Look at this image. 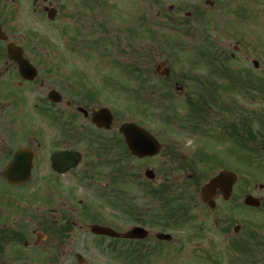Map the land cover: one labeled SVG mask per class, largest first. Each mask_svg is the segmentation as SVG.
I'll return each instance as SVG.
<instances>
[{"label": "rangeland", "instance_id": "obj_1", "mask_svg": "<svg viewBox=\"0 0 264 264\" xmlns=\"http://www.w3.org/2000/svg\"><path fill=\"white\" fill-rule=\"evenodd\" d=\"M107 2L108 8L106 5H101L99 9L91 10V0H80L76 9L78 15L76 24L70 22L59 28H56L58 25L46 27V35L54 39L52 45L55 47L48 51L63 54V58L67 53L73 54L71 56L73 61L70 60V65L63 66V68L76 71L72 78L76 79L74 82L79 89L80 106L87 110L100 107L111 110L115 123L110 132L103 134L104 138L108 139L112 136L116 132V126L124 121L135 122L154 134L163 145L164 151L155 159L131 161L130 164L135 173H139L140 176L146 168L152 169L156 173V183H161V172H157L159 169H174V165L167 160V155L171 150H179V154L184 157L187 154L194 157L200 150L209 149L213 145L214 151H209L208 154H212L215 160L220 158L221 152L227 148L228 144L223 142L217 145L216 142L201 137V133L200 135L190 134L192 128H189L190 131L180 128V125L176 124L179 121L165 124L162 119L164 115L173 116L174 114L177 118L186 116L188 111L185 99L188 96L195 99L201 95L202 88H197L201 83L203 86L212 84L217 86L218 91H215V96L220 102L235 108L237 114L234 115L235 120L234 118L233 120L236 124L240 118H244L241 113L245 116L247 112L264 113V84L260 87L259 93L253 94L254 104H249L247 99L223 91L226 80L215 78L216 76L209 73L214 60L212 58L202 59L199 56L201 52H207V50H211L214 56L223 50L228 55L232 52V47L239 43L243 47V52L241 51L240 54L247 53L248 58L245 60L238 55L236 60L229 62L228 68L252 73L261 78L264 71V57L257 56L258 51L254 48H259L255 46L256 42L264 41V27L260 25L247 27L252 20H257L258 13L241 14L239 24L236 25L237 16L229 13L227 9L211 12L207 21L208 25L206 24L208 28L205 34L200 35L202 29L200 23L194 24L190 29L174 30V27L166 26L162 17L154 22L156 14L161 10L166 11L171 6L173 11L178 13L176 16L186 13L187 0H107ZM138 3H141L139 4L141 10L138 9ZM204 36L208 39L204 40ZM66 38L70 42L66 43L64 40ZM213 43L215 50L211 46ZM93 44L92 50L91 45ZM103 53L107 56L104 57ZM252 60L259 62L257 72H254ZM207 61L210 67L206 65ZM162 62H165L170 70V79L181 81L182 92L176 90L174 86H167L160 78L153 76L151 81L154 86L160 88L159 96L163 97V107L169 106L170 109L165 111L164 115L162 107L154 108L156 106L147 105L146 109H137L138 104L130 97H136L132 96L136 94L143 99L149 94L145 85L142 87L144 70L147 69L153 74L155 67ZM135 68L139 70L141 76L138 82L134 81L131 75V70ZM171 96L173 97L171 102H167L166 99ZM215 119L226 123L232 121L231 115L226 113L213 116L212 121ZM88 125V121L85 122L80 116V128H90L91 132L95 133ZM206 126L203 127L204 130ZM257 128L256 125L253 127L255 130ZM78 151L83 155V161L82 166L76 172L83 175L87 169L85 166L92 164L91 178L83 179L76 176L59 179L57 180L60 185L58 190L52 185V188H48L47 184H38L40 175L38 172L35 175L36 179L33 178L31 187L24 192L28 198L31 197L30 205L24 202L16 204V210L27 208L30 217L41 219L45 216L50 220L52 215L59 217L64 214L75 224L76 227L66 233L61 243L54 240L51 242L61 245L60 253L64 256L61 257L60 264H76L74 254L81 255L86 264H206L203 261L216 262L218 260L216 241L218 227L214 221L227 217L233 218V228L237 225L241 227L242 231L238 234L240 237L245 236L247 229L257 235L263 234L264 187L259 189V185L264 186V169L259 164L251 163L243 152L232 155L224 151L221 158L225 166L236 171L239 178L234 199L230 202L219 200L216 203V209L212 212L198 207L192 213L190 222H186L177 230L164 231L172 236L171 242L157 241L155 234L158 230L146 226L145 228L150 233L149 238L134 244L113 243L110 239L94 236L89 233L88 229L92 224L110 227L119 233L139 225L129 214V204L126 211L120 208L115 209L107 204L103 197V194L111 188L109 185V174L112 169L110 162L115 158L114 153L94 147L92 139L91 143L81 141ZM125 163L126 160H123V164ZM212 163L213 165L205 164L197 168V174L200 176L197 178H200L202 182L220 170V167L215 165L216 162L212 161ZM188 174L190 172L173 173L168 179L178 180ZM41 175L44 178L42 180H45L50 172H42ZM162 176L166 177L168 173ZM244 181L250 184L249 188L244 187ZM126 189L128 194L125 193V196L132 195L130 189L128 187ZM16 193L18 194L17 191ZM246 193H252L255 198L261 199L258 209L244 207L243 198ZM115 202L111 200V203ZM142 205L144 206L141 211L147 207L148 202L139 203L136 209H140ZM19 222L23 223L24 220L17 215L15 223L18 225ZM58 223L63 224L61 220ZM24 225L29 231V243H32L39 232L38 226L30 221L25 222ZM232 227L229 236L235 237ZM113 249L117 250L118 254L123 253L115 259L111 253ZM46 251L54 259L59 256L55 250ZM205 256H209L210 260H204Z\"/></svg>", "mask_w": 264, "mask_h": 264}, {"label": "flooded vegetation", "instance_id": "obj_2", "mask_svg": "<svg viewBox=\"0 0 264 264\" xmlns=\"http://www.w3.org/2000/svg\"><path fill=\"white\" fill-rule=\"evenodd\" d=\"M79 3L80 0H0V264H60L61 257L64 256L60 253L61 245L51 242L54 240L61 243L62 233L69 230V227L75 228V224L64 214L59 217L52 215L50 220L45 216L41 219L30 217L27 208L16 210V204L17 202H24L27 205L31 203V197L28 198L24 192L31 187L33 178L38 172L40 174L38 184L44 183L48 185V188L53 186L58 190L60 185L57 180L59 179L76 176L83 179L91 178V164L85 166L87 169L83 175L76 172L82 166V154L78 167L63 175L55 173L51 164L54 154L79 152L81 141L91 143L90 128H80V116L85 122L90 121L89 117H84L79 111L81 107L86 108L80 106L79 89L74 82L76 79L72 78L76 71L63 68L70 65V60L73 61L71 57L73 54L67 53L63 58V54L48 51L55 47L52 45L54 39L46 35L47 26L58 25L56 28H59L70 22L76 24L78 16L76 9ZM139 4L141 3H138V9L141 10ZM101 5L109 7L107 0H91V10L99 9ZM185 7L187 10L184 16L189 18L188 24L193 27L194 24L200 23L202 28L200 35L205 34L208 28L209 13L224 9L237 16L236 25L239 24L241 14L257 12V20H252L247 27L257 25L264 27V0H187ZM161 17L167 27L176 24L177 20L180 21L172 6L156 14L154 22ZM203 38L208 39L207 36ZM64 40L66 43L70 42L67 38ZM260 42L255 43V46L259 48L254 50L258 51L257 56L264 57V41L260 40ZM8 45L15 46L12 54L7 53ZM93 46L94 44L91 45V49ZM241 51L243 52V47L237 43L232 47L231 53L227 55L223 50L217 54V57L223 58L222 65L229 69V62L236 60L238 55L247 60L248 54L241 55ZM103 56L106 57L107 54L103 53ZM251 64L254 72H257L259 62L252 60ZM234 73L244 74L241 71H234ZM248 77V89L251 94V103H253V94L260 92L259 89L264 84V71L261 78L252 73H248ZM171 82L177 89L181 81L171 80ZM206 113V110L201 113L193 110L191 112L193 122L199 120L201 124H206V130L208 133L211 132L210 134L219 136L226 134L228 153L232 155L238 153L239 146L232 142L238 136L235 117L224 126L218 119L212 121L216 112L211 111L210 119L206 117ZM233 113L237 114L236 110ZM191 115L189 114L190 117ZM262 115L263 112L249 113L246 150L254 157L251 158L252 162L264 168V133L257 132L263 127ZM255 125L258 127L257 130L253 129ZM88 126L91 127L90 124ZM21 150L28 151L30 155L31 178L28 181L13 184L9 181L7 173L16 153ZM209 151L213 152L214 148L211 146L209 149L200 150L194 157L187 154L182 160L191 170L205 164L210 165L213 164V155L208 154ZM255 157L258 159L255 160ZM27 160L28 155L19 157L17 172L25 171ZM213 162H216V166L224 165L221 157ZM42 172H50V175L42 180L44 179ZM195 177L196 174H191L188 179L194 180ZM17 179L22 180L21 177ZM49 179H51L50 182ZM237 185L238 179L233 191ZM244 186L248 187V184L244 183ZM58 194L60 195L59 192ZM17 215L24 220L18 225L15 223ZM58 219L63 224L60 225ZM29 221L35 222L39 229L32 243H29V231L24 225ZM214 224L218 227L216 229L218 260L203 261L204 263L264 264V230L262 235H257L247 229L245 236L240 237L238 234L242 231L241 227L238 225L232 227L233 218L215 220ZM55 226L57 228L54 235ZM231 227L235 237L229 236ZM48 249L55 250L59 256L54 259L46 251Z\"/></svg>", "mask_w": 264, "mask_h": 264}, {"label": "trees", "instance_id": "obj_3", "mask_svg": "<svg viewBox=\"0 0 264 264\" xmlns=\"http://www.w3.org/2000/svg\"><path fill=\"white\" fill-rule=\"evenodd\" d=\"M202 55V52L200 53ZM135 79H140L141 76L139 73L134 75ZM153 77L152 73L145 69L142 74V87L145 85L146 91L149 92L148 96L141 99L139 101L138 109H146L147 105L151 107L156 106L154 108H164L163 107V99L159 96L160 88L158 86L153 85V81L151 78ZM247 84H244L236 79H232L230 81L229 89L227 91L236 90L242 95H248L246 91ZM168 95L170 93L168 92ZM167 101V100H166ZM197 102H206L204 99H197ZM145 106V107H144ZM169 107H165L163 111H167ZM202 110V108H200ZM144 111V110H143ZM165 123H168V116H163L162 119ZM246 132L243 128L241 129V138L243 137L242 133ZM117 140V139H116ZM123 146V154L125 158H129L128 153L125 150V147L120 139L117 140ZM111 146L108 144L100 143L99 150H107L110 149ZM127 164V167H124L120 163L114 167L113 172L110 176V183L112 186H117L118 184L123 183H132L137 179V175L132 174V168ZM168 173V172H167ZM166 172H163L165 175ZM170 174L164 178V180L154 186L152 183L142 182L138 185L136 182L134 183V187L137 192L143 194L144 201L148 202L147 207L141 211L143 208L142 205L140 209H136L137 200L132 199L129 204V212L132 217H134V221L143 225H147L152 228H158L160 230H174L181 228L183 224L189 222L191 218V213L200 205L198 200L195 197V194L192 192L191 185L187 179H183L180 182H177L175 179H168ZM133 185V184H132ZM111 193H108L107 196L110 198ZM134 202V204H133ZM116 242V241H112ZM133 244L131 242H128Z\"/></svg>", "mask_w": 264, "mask_h": 264}, {"label": "water", "instance_id": "obj_4", "mask_svg": "<svg viewBox=\"0 0 264 264\" xmlns=\"http://www.w3.org/2000/svg\"><path fill=\"white\" fill-rule=\"evenodd\" d=\"M8 52L11 50L8 48ZM156 72L161 76H168L169 70L165 68V64H160ZM83 111V110H81ZM86 114V112H85ZM113 117L110 111L106 108H101L91 113V122L99 129L109 130L112 124ZM118 132L124 137V141L128 147L130 153L138 158L153 157L161 150V145L144 129L138 127L134 123H123L119 126ZM63 154L54 155L52 157V167L55 171L65 172L70 168H74L80 162L79 154H74L70 163L66 164V160ZM29 167L24 171L25 175ZM145 177L153 180L154 175L151 171H145ZM235 182V175L228 171H221L215 178L211 179L201 189L200 197L204 204L208 205L211 209L215 207L214 195L220 193L223 199L227 200L232 191L233 183ZM244 204L249 207H258L259 201L248 196L244 199ZM90 232L97 236H104L109 238H122L129 240H142L145 239L148 233L141 228H132L125 234H117L113 230L105 227L93 225L90 228ZM157 239L169 241L171 237L169 235L158 234Z\"/></svg>", "mask_w": 264, "mask_h": 264}]
</instances>
